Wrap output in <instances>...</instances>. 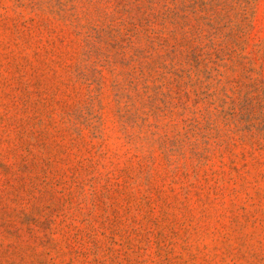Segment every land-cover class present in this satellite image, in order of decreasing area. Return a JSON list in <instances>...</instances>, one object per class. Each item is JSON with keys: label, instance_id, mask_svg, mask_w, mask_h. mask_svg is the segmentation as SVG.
<instances>
[{"label": "rangeland", "instance_id": "obj_1", "mask_svg": "<svg viewBox=\"0 0 264 264\" xmlns=\"http://www.w3.org/2000/svg\"><path fill=\"white\" fill-rule=\"evenodd\" d=\"M0 264H264V0H0Z\"/></svg>", "mask_w": 264, "mask_h": 264}]
</instances>
